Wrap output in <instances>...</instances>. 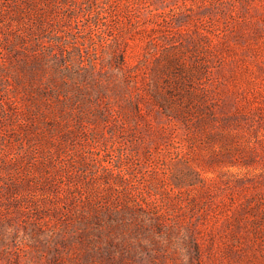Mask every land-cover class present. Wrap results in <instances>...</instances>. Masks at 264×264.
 I'll return each mask as SVG.
<instances>
[{
  "label": "rangeland",
  "instance_id": "374dc122",
  "mask_svg": "<svg viewBox=\"0 0 264 264\" xmlns=\"http://www.w3.org/2000/svg\"><path fill=\"white\" fill-rule=\"evenodd\" d=\"M0 264H264V0H0Z\"/></svg>",
  "mask_w": 264,
  "mask_h": 264
}]
</instances>
